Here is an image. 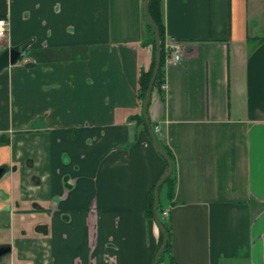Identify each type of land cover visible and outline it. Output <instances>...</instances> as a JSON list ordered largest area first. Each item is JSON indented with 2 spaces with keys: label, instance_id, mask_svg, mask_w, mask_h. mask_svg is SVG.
Here are the masks:
<instances>
[{
  "label": "crops",
  "instance_id": "obj_1",
  "mask_svg": "<svg viewBox=\"0 0 264 264\" xmlns=\"http://www.w3.org/2000/svg\"><path fill=\"white\" fill-rule=\"evenodd\" d=\"M144 0H0V264H152L146 196L166 169L139 122ZM147 115L174 156L157 264H264V0H161ZM158 130H155V129Z\"/></svg>",
  "mask_w": 264,
  "mask_h": 264
},
{
  "label": "trees",
  "instance_id": "obj_2",
  "mask_svg": "<svg viewBox=\"0 0 264 264\" xmlns=\"http://www.w3.org/2000/svg\"><path fill=\"white\" fill-rule=\"evenodd\" d=\"M148 12L150 16L152 17L153 21L158 27L159 30V39H160V64L159 68L156 74V77L154 79L153 87L156 86H161L163 83L162 79V67H163V62L165 60V57L167 53L165 52L164 49V27H163V21H162V12H161V0H149L148 5H147ZM145 19V17H144ZM147 22V26L149 27L150 30V38L148 39V42L151 44L152 47V60L150 62V65L146 69H141L138 75V82H137V101H138V106L140 113L138 114V119L139 122L142 124V126L146 129V124L143 118L142 114V104L143 100L145 97V93L148 87L149 80L151 78V74L153 71L154 63H155V53H156V46H155V34H154V29L151 26V24L148 22L147 19H145ZM20 59V57L18 58ZM152 128V127H151ZM163 151H165L171 162H172V171L171 173L163 180L162 184L160 185V188L162 186H166L167 189V198L169 200L172 199L174 190H175V183H176V178H175V162H174V156L172 152L167 148V147H162L161 148ZM166 162V168L168 166V163L165 159ZM154 187L155 184L151 187V189L148 191L147 196H146V204H145V216L149 220L154 222V217H153V200H154ZM163 209V206L160 202L158 201L157 205V212L159 215V220L161 225L164 227L166 231V245L165 248L162 250L158 257V261H160L161 257L165 254H169L171 250V226H170V221L168 217H163L161 215V211ZM158 228V227H157ZM162 243V233L160 229L158 228V243H157V248ZM171 264H175L174 261H171Z\"/></svg>",
  "mask_w": 264,
  "mask_h": 264
},
{
  "label": "water",
  "instance_id": "obj_3",
  "mask_svg": "<svg viewBox=\"0 0 264 264\" xmlns=\"http://www.w3.org/2000/svg\"><path fill=\"white\" fill-rule=\"evenodd\" d=\"M148 2H149V0L143 1V13H144L145 18L148 20V22L151 24V26L154 29L156 53H155V63H154L153 71H152L151 78L149 80L148 87H147L145 97L143 100V104H142V114H143V118H144V121H145V124L147 127V132H148L149 138H150L155 150L160 155H162L168 163L167 168L165 169V171L163 172L161 177L158 179V181L156 182L155 187H154L153 217H154V222H155L156 226L160 229V231L162 233V243L159 246V248L156 250L155 255H154V259H153V263H152V264H157L158 257L166 245V231L160 223L159 215L157 212V205H158V201H159V188H160V185L162 184L163 180L171 173L172 162H171L168 154L159 148L156 137H155V135H154V133L150 127V123H149L148 115H147V108H148V104H149V100H150V96H151V92H152V88H153L154 79L156 77V74H157V71L159 68V64H160L159 30H158L157 25L155 24V22L153 21L152 17L150 16V14L148 12V9H147ZM19 55H20V50H17V49H5V50H3L0 53V69L7 67L10 64L15 63L17 61ZM2 171H3V168L0 167V175H1ZM2 252H3V249H0V255L2 254Z\"/></svg>",
  "mask_w": 264,
  "mask_h": 264
},
{
  "label": "built area",
  "instance_id": "obj_4",
  "mask_svg": "<svg viewBox=\"0 0 264 264\" xmlns=\"http://www.w3.org/2000/svg\"><path fill=\"white\" fill-rule=\"evenodd\" d=\"M9 30V22L5 17H0V38H5L8 34ZM164 49L167 53L166 59L170 61H178L181 57V43L173 38L166 37L164 39ZM155 130H158L157 128ZM169 214V210L167 208H163L161 211V215L163 217H167Z\"/></svg>",
  "mask_w": 264,
  "mask_h": 264
},
{
  "label": "flooded vegetation",
  "instance_id": "obj_5",
  "mask_svg": "<svg viewBox=\"0 0 264 264\" xmlns=\"http://www.w3.org/2000/svg\"><path fill=\"white\" fill-rule=\"evenodd\" d=\"M0 39H2V38H0ZM19 57H20V55H19ZM19 57H18V58H19ZM17 60H18V59H17ZM0 70H1V69H0Z\"/></svg>",
  "mask_w": 264,
  "mask_h": 264
}]
</instances>
